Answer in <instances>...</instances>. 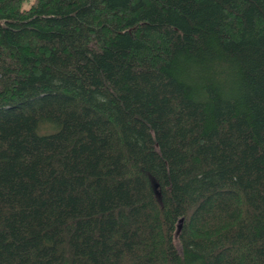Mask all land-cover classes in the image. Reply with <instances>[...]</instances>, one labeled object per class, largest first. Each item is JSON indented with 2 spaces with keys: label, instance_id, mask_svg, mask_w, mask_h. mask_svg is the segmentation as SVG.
Wrapping results in <instances>:
<instances>
[{
  "label": "trees",
  "instance_id": "obj_1",
  "mask_svg": "<svg viewBox=\"0 0 264 264\" xmlns=\"http://www.w3.org/2000/svg\"><path fill=\"white\" fill-rule=\"evenodd\" d=\"M0 264H264V0H0Z\"/></svg>",
  "mask_w": 264,
  "mask_h": 264
},
{
  "label": "water",
  "instance_id": "obj_2",
  "mask_svg": "<svg viewBox=\"0 0 264 264\" xmlns=\"http://www.w3.org/2000/svg\"><path fill=\"white\" fill-rule=\"evenodd\" d=\"M181 221H182V218L178 219V221H177L176 233H177V232L179 231V229H180V223H181Z\"/></svg>",
  "mask_w": 264,
  "mask_h": 264
},
{
  "label": "rangeland",
  "instance_id": "obj_3",
  "mask_svg": "<svg viewBox=\"0 0 264 264\" xmlns=\"http://www.w3.org/2000/svg\"><path fill=\"white\" fill-rule=\"evenodd\" d=\"M175 239H176V238H175ZM174 242L177 244V241H176V240H175Z\"/></svg>",
  "mask_w": 264,
  "mask_h": 264
}]
</instances>
